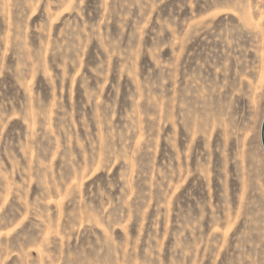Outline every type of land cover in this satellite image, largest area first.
I'll list each match as a JSON object with an SVG mask.
<instances>
[{
	"label": "rangeland",
	"instance_id": "obj_1",
	"mask_svg": "<svg viewBox=\"0 0 264 264\" xmlns=\"http://www.w3.org/2000/svg\"><path fill=\"white\" fill-rule=\"evenodd\" d=\"M0 264H264V0H0Z\"/></svg>",
	"mask_w": 264,
	"mask_h": 264
}]
</instances>
